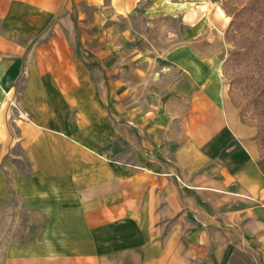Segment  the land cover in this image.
<instances>
[{
	"label": "crops",
	"instance_id": "obj_1",
	"mask_svg": "<svg viewBox=\"0 0 264 264\" xmlns=\"http://www.w3.org/2000/svg\"><path fill=\"white\" fill-rule=\"evenodd\" d=\"M79 1L180 15L191 32L208 9L205 0H0V211L15 204L28 215L0 264H237L242 253L264 264V157L218 57L192 40L173 47L177 107L132 108L78 54Z\"/></svg>",
	"mask_w": 264,
	"mask_h": 264
},
{
	"label": "rangeland",
	"instance_id": "obj_2",
	"mask_svg": "<svg viewBox=\"0 0 264 264\" xmlns=\"http://www.w3.org/2000/svg\"><path fill=\"white\" fill-rule=\"evenodd\" d=\"M205 1L208 9L196 32H191L180 15H117L79 1L74 12L78 54L91 69L115 82L117 91L124 92L125 104L147 109L160 106L163 110L171 102L175 107L179 103L169 97L170 83L179 75L168 51L194 41L199 55L218 57L230 99L240 110L242 121L257 130L255 138L264 157V56L251 48L258 36L260 40L255 42H264V0ZM244 7L247 9L230 26L234 15ZM217 10L226 14L228 23L217 17ZM27 216L15 204L11 212L0 211V261L10 239L25 237ZM236 263L253 261L242 253Z\"/></svg>",
	"mask_w": 264,
	"mask_h": 264
},
{
	"label": "trees",
	"instance_id": "obj_3",
	"mask_svg": "<svg viewBox=\"0 0 264 264\" xmlns=\"http://www.w3.org/2000/svg\"><path fill=\"white\" fill-rule=\"evenodd\" d=\"M247 8H243L242 10H240V11H238L235 15H234V19L231 21V23H230V26H233L234 24H235V20H236V18L243 12V10H246ZM256 40H260V37L258 36V37H256L255 38ZM262 39H264V38H262ZM256 40H254V41H252V43L251 44H255V46H251V48H256V50L258 51L257 52V54L260 56V57H262V55L264 56V42H262V44H257L255 41ZM262 41V40H261Z\"/></svg>",
	"mask_w": 264,
	"mask_h": 264
}]
</instances>
